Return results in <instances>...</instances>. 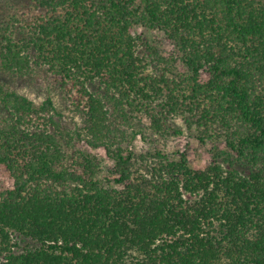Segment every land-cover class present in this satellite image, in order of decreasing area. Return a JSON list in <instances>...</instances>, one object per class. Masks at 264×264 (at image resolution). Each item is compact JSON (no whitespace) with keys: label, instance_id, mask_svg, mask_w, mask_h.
Returning <instances> with one entry per match:
<instances>
[{"label":"trees","instance_id":"trees-1","mask_svg":"<svg viewBox=\"0 0 264 264\" xmlns=\"http://www.w3.org/2000/svg\"><path fill=\"white\" fill-rule=\"evenodd\" d=\"M2 9L0 264H264V0ZM37 70L79 121L6 79ZM184 129L204 168L134 150Z\"/></svg>","mask_w":264,"mask_h":264},{"label":"rangeland","instance_id":"rangeland-1","mask_svg":"<svg viewBox=\"0 0 264 264\" xmlns=\"http://www.w3.org/2000/svg\"><path fill=\"white\" fill-rule=\"evenodd\" d=\"M18 0H0L2 12H5L7 3H16ZM139 32L143 35L145 40L149 43L156 45L162 53L168 55L171 52V45L165 40L162 35L153 31L140 29ZM10 85L19 92L27 95L36 103H40L47 95H51L55 104L63 109L67 121H79L78 114H73L69 101H67L57 89L54 81L49 74L46 75L45 71L37 70L31 76H6ZM146 118H142L143 121ZM155 147H160L163 151L167 152L171 157L177 156L180 151H186L187 158L192 167L196 169L204 168L210 160V151L208 147L202 146L194 137L189 136V132L184 129V134L181 136H170L161 141H143L140 138L135 140L134 150L136 153H152ZM12 187V179L2 171L0 173V189ZM21 245L24 242H20Z\"/></svg>","mask_w":264,"mask_h":264}]
</instances>
